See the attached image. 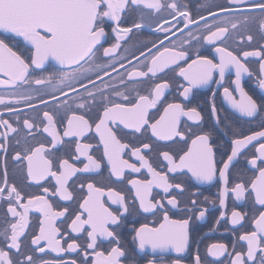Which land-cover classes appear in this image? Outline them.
<instances>
[{"label":"snow or ice","instance_id":"obj_1","mask_svg":"<svg viewBox=\"0 0 264 264\" xmlns=\"http://www.w3.org/2000/svg\"><path fill=\"white\" fill-rule=\"evenodd\" d=\"M183 7L178 0H0V37H3L0 38V85L10 89L6 95L12 97L6 101L5 95L0 94V105L9 114L16 116L15 126L8 119L0 118V154L4 157L3 171L0 172V205H7L6 219L0 225V264H77L76 260H46L34 253H45L44 245L58 255L76 252L83 246L72 238L71 233L82 232L87 234V247L84 248L86 256L88 249L93 253L90 264H122L127 257L115 229L120 228L121 221L125 219L129 199L121 191L112 187L105 189L97 186L94 181L87 183V194L82 197L79 210L72 214L74 218H71L68 225V239L71 242L67 248L57 238L60 230L55 225L56 219L69 214V209L55 211L50 199L59 196L63 201L73 200V192L69 191L70 181L78 175L99 173L102 167V163L90 154L92 145L80 142L87 138L93 124L103 144V156L110 168V178L115 177L118 182H122L125 169L139 173L142 168L147 169L150 177L128 180L132 186L129 191H134L131 204L138 202L139 210L143 213L157 217L162 214L158 227L142 224L133 229V240L137 242L139 252L148 254L150 250L153 257L157 253H175L176 258L171 264H181V256L190 244L191 216L170 218L172 210L180 206L177 196L187 190L183 181L169 176L170 173H179L199 184L218 183L216 198L209 201V197H205L204 203L211 202L214 205L218 199L219 208L223 211L216 223L229 220L234 234L236 226L243 227L242 221L247 219V213L234 209L229 217V195H234L238 203L254 197V206H259L258 216L253 214L252 217V230L236 236L231 250L225 243H211L206 246V256L202 257L197 246L190 264H264V210H261L264 209V142H261L264 140V130L246 136L234 131L236 138L231 141V153L226 160H221L223 166L220 167L210 143V133L194 131L202 120L200 112L196 107H187L183 101L176 102L175 98L165 105L166 90H170L172 85L167 80L157 82L161 74L166 75V70L175 71L178 68L176 75L182 78V82L178 80L177 91L179 97L188 100L194 88L206 86L213 80L215 72L223 79L226 70L232 67L235 69L232 83L239 99L228 87L224 88L225 99L242 117L253 118L259 114L264 109V47L258 51L242 52L245 59H260L258 88L261 92L260 100L257 101L241 86L242 75L247 73L251 78L252 71L241 62L240 53L234 54L224 41L229 34L233 38L239 35L243 41L246 34L247 42L250 43L254 37L248 30L252 27L264 40V0H223L214 8L209 7L207 15L198 18L183 10ZM129 8L140 12L141 20L133 25L135 29H141L145 24L151 25L155 17L156 31L164 32L167 37L168 31H171L168 20L171 17L176 20L177 26L181 23L184 28L196 25V32L188 31L179 46L169 47L162 42L158 45L153 43L152 48L141 46L147 52L140 51L139 56L133 53L132 58L137 60L133 65L127 55L117 52L122 47V37L133 30V27H119L122 14ZM208 17L212 18L211 21ZM108 28L116 33V42L104 47L108 40ZM179 30L183 32L182 28ZM16 37L31 46L30 62L23 52L18 54L6 42ZM192 40L197 41L195 52L190 50ZM201 41L209 46L207 54L199 51ZM185 44L189 47L186 48ZM140 56L144 57L142 62ZM217 57L219 63L214 62ZM125 60H128V70L118 77L119 84L125 85L121 90L115 83L105 82L103 77L110 75L109 69L115 71L117 63L123 68ZM49 61L55 62V70H50ZM134 78L150 80L152 87L146 94H141L135 84H127V81ZM96 80L100 81V85L96 84ZM78 88L83 89V94L78 93ZM69 92L73 93L71 100L67 98ZM133 92L136 93L134 97L131 95ZM18 105L37 114L32 118L24 117L23 129L28 131L23 136L20 135L23 129ZM162 105L163 112L158 119L153 120L150 110H159ZM93 106L99 109L95 116L90 114ZM86 108L87 112L78 111ZM212 114L217 116L214 104ZM182 117L194 123L181 128ZM65 123L62 137L58 125ZM121 125V131L129 129L131 132L125 134L133 137L150 133L147 140L141 141L140 146H131V155L140 161V167L121 156L129 148L128 144L118 138L116 129ZM44 133L47 136L43 140L37 139ZM64 137L75 140L73 162L69 158L55 155ZM157 141L182 143L184 146L172 154L167 150L160 153L167 162L164 165L167 172L163 168L157 170L146 159V154L151 152ZM253 142H257L258 147L247 163L258 174H254L248 181L233 182L230 178L233 161L243 155L242 150L253 145ZM47 144L51 147H47ZM10 151L14 152L13 161L22 166L23 178L28 186H41L42 194L24 193L15 183H9L7 154ZM81 157L87 163H83ZM76 161L83 163V167H77ZM50 178L55 181L54 192L42 185L43 181ZM84 187L81 182L79 190L83 192ZM154 188L163 193L157 194L159 199L152 196ZM198 195L192 193L194 197ZM105 196L111 204L119 206L115 211L105 206ZM199 205L198 199H191L184 210L193 215L198 213L197 219H203L208 209H201ZM31 211L38 212L42 219L39 233L32 235L27 246L29 250L25 251L24 240L28 236L26 229L29 227ZM109 225L113 226L112 230ZM103 240H108L113 246L110 250L97 251L98 241ZM82 264H89V261L85 259ZM148 264H156L155 258L148 260Z\"/></svg>","mask_w":264,"mask_h":264},{"label":"flooded vegetation","instance_id":"obj_2","mask_svg":"<svg viewBox=\"0 0 264 264\" xmlns=\"http://www.w3.org/2000/svg\"><path fill=\"white\" fill-rule=\"evenodd\" d=\"M178 2L183 7V10L188 11L194 18H198L202 15H207V10L209 7L214 8L216 5L223 3V0H178ZM178 19V17H177ZM209 21H211V17H208ZM140 12L138 10H133L129 8L125 13L122 14L121 23L119 27H133V25L137 22H140ZM169 23L171 25V31H168L167 37H165L164 32L156 31V18L153 17V23L151 25L145 24L141 29H135L130 34L123 36L120 40L122 45L121 48L117 49V52L123 55H127L131 63L135 65L137 63L136 59L132 58V54L135 53L136 56H139L140 51L147 52L146 48H142L141 46L147 45V48H152L153 43L157 45L162 42L165 46H179L180 42L186 38L187 32L192 31L196 32V25H190L188 28H184V25L181 23L179 26L176 25V20H173L171 17L168 18ZM116 26L114 22H108ZM163 25V22H160ZM201 23H203L201 21ZM183 29L181 32L179 29ZM167 31V29H166ZM254 37V39L249 43L247 42V35H244V40L241 41L239 35L235 38L231 34L228 35L227 39L224 41V44L232 50L234 54L240 53L241 62L246 64L252 73L253 76L250 78L247 73L243 74L241 77V86L245 89V91L249 92L250 95H253V98L257 101L260 100L259 93L261 90L258 88V73H259V57H248L245 59L242 55L243 51H254L259 50L261 47H264V40H261L259 34L257 33L255 27H252L248 30ZM243 32V30H241ZM7 36L8 34H3ZM108 40L104 47H108L111 44L116 42V33L112 32L111 28L107 29ZM3 38V37H0ZM9 46L13 48L14 51H17L18 54L21 52L24 53V56L29 58L31 57V46L27 44V42L23 41L22 38L16 37L12 40H7ZM190 50L195 52L197 48V41L192 40ZM202 47H200L199 51L207 54V50L209 46L204 44L201 41ZM185 47L188 48L189 45L185 44ZM127 49V51H125ZM162 50V49H161ZM102 55V50H101ZM115 55V54H113ZM195 58V57H193ZM209 58H212L211 56ZM144 59L143 56H140V61L142 62ZM190 62V61H189ZM214 62L219 63L218 57L214 60ZM124 67L121 68L120 64H116V70L113 71L109 69L110 75L104 76L103 79L105 82L115 83L117 87L121 90L124 89L125 85L119 84L118 77L121 73L128 70V60H125ZM48 66L50 70H55L57 67L54 61H49ZM186 66V65H185ZM179 69L177 68L175 71L166 70V75L161 74V79L157 82H161L162 80H167L171 83L172 87L170 90H166V100L164 104L173 101L176 99V102L183 101L187 107H196L197 111L200 112L202 120L199 122V127L195 128L194 131L197 132H208L210 133V143L213 145L214 156L220 167H222L221 160H226L227 155L231 153L232 148V139L236 138L234 136V131L242 133L244 136L250 135L253 132L264 130V109H262L259 114L255 115L253 118L242 117L238 112L231 108L230 104L224 97V88L228 87L230 91L234 92L236 99H239V94L234 91L235 85L232 81L235 79V69L230 67L226 70L224 78L221 79L218 72H215L213 75V80L206 86L194 88L193 91L189 94V99L184 100L183 97H179V93L177 91V82L180 80L182 82V78H178L176 73H178ZM2 78V77H0ZM96 84L100 85V81L96 80ZM128 86H135L138 88L141 94H146L150 87H152V81L144 80L143 78H134L133 80L127 81ZM91 88V85H88ZM255 89V92L253 91ZM182 91V89H180ZM10 91L6 86L0 85V94L5 95V99L10 100L12 97L6 95V93ZM78 93L83 94V89L78 88ZM134 97L136 95L135 92L131 93ZM73 93L69 92L68 99L71 100ZM63 99V97H61ZM111 99L116 100V97H111ZM215 105L217 110V116L212 114V106ZM20 109V122L21 128L23 129V119L25 116L32 118L36 116V113L31 112L23 105L17 106ZM49 110L51 111V105L49 106ZM99 109L96 106L91 108L90 114L95 116ZM82 112H87L88 109L78 110ZM163 112V105L159 106V110L152 109L150 110V116L153 120L158 119L159 115ZM0 118L8 119L15 126L16 116L9 114L3 105H0ZM87 118V117H86ZM217 119L219 123H217ZM193 121H188L186 117L181 118V128H184L186 125L193 124ZM66 126L65 124L58 125V131L60 135L63 137V129ZM123 126L121 125L116 129L118 138L122 143L128 144L129 148L121 153L123 159L128 160L129 163H135L137 167H140V161L136 160L134 156L131 155V146H140L142 140H147V136L150 135L148 133L145 136H140L139 134L136 137L132 135H126L125 133L131 132L129 129H121ZM28 130L23 129L20 133L21 136L24 135ZM42 131V129H41ZM44 136H47L46 133L43 136H38L37 139L43 140ZM179 139V138H177ZM50 141L51 138L48 137ZM81 143H87L92 145L90 149V154L94 159H97L102 163V167L99 170V173H89L78 175L70 181L69 191L73 192L74 199L71 201H63L59 198V196L52 197L50 202L54 206L55 211H62L64 208L69 209V214L65 217H57L55 225L60 230V235H58V239H60L61 244L64 248H67V244L71 242L68 239V234L70 233V229L68 225L71 223V218L73 213L79 210V203L82 202V197L87 194V183L94 181L97 186L103 187L107 189L108 187H112L114 190H119L122 194L129 199V208L128 212L125 214V219L121 221V227L115 229L116 233H118V238L120 243L123 245L124 249L127 252V257L122 261V264H148V260L154 259L156 260V264H171V261L176 258L175 253H157L155 257L151 254L150 250L148 254L141 253L138 250L137 242H134L133 237L135 235L133 229L139 228L142 224H147L148 227H158L159 220H162V214L157 217L153 216L150 213H143L139 210L138 202L135 205L131 204V198L134 196V191H129L132 186L128 184V180L131 179H145L150 178L146 168H142L141 172L133 173L129 169H125V175L122 179V182H118L115 177L110 178V168L107 164V160L103 156L104 148L103 144L100 143L99 136L95 132V125H92V131L87 135L86 139H82ZM264 142V140H261ZM13 147H15V140L12 141ZM35 143V141H33ZM190 143V140H189ZM47 147H51L50 144L46 145ZM184 147L182 143H173L171 141H157L153 144L151 152L146 154V159L150 161V163L157 169L167 172V168L164 165L167 164L166 161L163 160V157L160 155L162 151H169L170 154L178 151L180 148ZM256 147H258L257 142H253V145H249L243 151V155H239L234 161L233 166L231 167L230 178L233 182L248 181L250 178L254 177V174H258L255 169H252L250 165H248L247 160L253 157V154L256 152ZM59 151L55 153L56 156H63L69 158L70 162L74 161V152H75V140L73 138L64 137L61 145L58 146ZM142 154L143 151H142ZM14 152L10 151L7 154V174L9 183H15L24 193L29 194H42V187L32 184L28 186V182L23 178L22 166L13 161ZM178 159V157H177ZM3 154H0V172L3 171ZM81 161L83 163H87V161L81 157ZM77 167H83V163L76 161ZM170 178L174 177L177 181H183L186 186V191L177 196L179 201V208L172 210L170 213L171 219H183L191 216V221L189 225V235H190V244L188 250L182 254L181 256V264H190L192 254L195 252L197 246L199 247L201 256H206V246L211 243H225L229 250H231V244L233 239L236 238L239 234L244 233L245 231L252 230V217L253 214L258 216L257 209L258 205L254 206V197H250L245 201L236 202L234 195L230 194L227 200V212L230 217L231 212L235 209L237 211L246 212L247 219L242 221L243 227H237V231L235 234L232 231L233 226L231 225L229 220H221L219 224L216 223L217 218L220 216V212L223 209L219 208V201L216 200L213 205L211 202L205 204L204 198L209 197V201L216 198L218 193V183L212 182L211 184H199L198 182L191 180L187 176H182L179 173L169 174ZM83 182L85 187L84 191L81 192L79 190V184ZM55 181L53 179H49L47 181H43V187H49L51 192L55 191L53 185ZM178 191V190H173ZM163 195L160 189H153L152 196L159 199L157 194ZM192 193H199L198 196H192ZM105 206L109 207L110 210L115 211L119 206L115 204H111V201L108 200V197L104 198ZM191 199H198L200 201L199 207L201 209H208L206 215L203 219H197V214L193 215L192 213L186 212L184 209L190 203ZM27 197H25V202ZM166 203V200H165ZM170 207V206H169ZM7 205H0V225L3 224L6 219ZM264 210V209H261ZM123 210L121 209V213ZM86 218V214H85ZM42 219L41 215L38 212L31 211L29 213V227L26 229L28 236L24 240L25 251H28V245L30 244L31 238L33 234L39 233L40 220ZM111 225H109L110 230H112ZM73 239L77 241L79 245H82V248H78L76 252H65L61 254H56L50 252L46 245L45 253H34V255L42 256L43 259L53 260V261H71L76 260L77 264H82V262L87 259L89 264L93 259V253L91 249L87 250V256L85 254L84 248L87 247V234L86 232L82 233H71ZM43 244V242H42ZM97 251H105L110 250L113 244L109 243L108 240H103L102 242L98 241ZM246 250V249H245ZM163 256L161 259L160 257Z\"/></svg>","mask_w":264,"mask_h":264}]
</instances>
